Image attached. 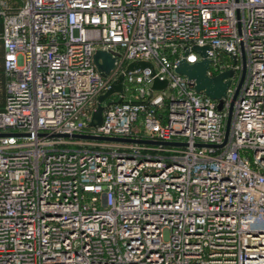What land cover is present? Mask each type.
<instances>
[{"label":"built area","instance_id":"1","mask_svg":"<svg viewBox=\"0 0 264 264\" xmlns=\"http://www.w3.org/2000/svg\"><path fill=\"white\" fill-rule=\"evenodd\" d=\"M0 22V264H264V0H0ZM194 44L232 70L219 99L174 70Z\"/></svg>","mask_w":264,"mask_h":264},{"label":"water","instance_id":"2","mask_svg":"<svg viewBox=\"0 0 264 264\" xmlns=\"http://www.w3.org/2000/svg\"><path fill=\"white\" fill-rule=\"evenodd\" d=\"M206 45H192L191 48L196 51L200 55V59L194 62H186L184 58H180L178 62L174 66V70L185 75L188 79L193 81V87L195 90H201L210 98L219 99L221 95L224 94L225 87L228 83V79L223 80L224 77H227L231 74V69L223 70L215 75L208 76L205 73L208 64L207 52H206ZM92 60L95 66L101 70L102 72H107L112 67V59L111 57L101 51H96L93 56ZM143 65H149V62L145 61H132L129 62L125 69H132L135 67H141ZM164 84V81H160L156 78H153L151 81V86L158 87ZM120 91L121 90V74H118L117 77L111 81L110 86L105 89V91L97 96V103L95 109L92 111V119L90 123L99 122L101 119V105L99 100L105 97L111 91ZM230 108L227 112L226 123H225V131L227 128L228 120H229ZM114 139H126L122 137H112Z\"/></svg>","mask_w":264,"mask_h":264},{"label":"trees","instance_id":"3","mask_svg":"<svg viewBox=\"0 0 264 264\" xmlns=\"http://www.w3.org/2000/svg\"><path fill=\"white\" fill-rule=\"evenodd\" d=\"M3 98H4V82L2 79V75H0V108L3 104Z\"/></svg>","mask_w":264,"mask_h":264},{"label":"crops","instance_id":"4","mask_svg":"<svg viewBox=\"0 0 264 264\" xmlns=\"http://www.w3.org/2000/svg\"><path fill=\"white\" fill-rule=\"evenodd\" d=\"M0 31H1V22H0ZM3 48H2V45H1V41H0V75H2V79H3V82H4V76H3V73H2V60H3Z\"/></svg>","mask_w":264,"mask_h":264},{"label":"rangeland","instance_id":"5","mask_svg":"<svg viewBox=\"0 0 264 264\" xmlns=\"http://www.w3.org/2000/svg\"><path fill=\"white\" fill-rule=\"evenodd\" d=\"M98 51V50H97ZM220 103V101H218V104Z\"/></svg>","mask_w":264,"mask_h":264}]
</instances>
